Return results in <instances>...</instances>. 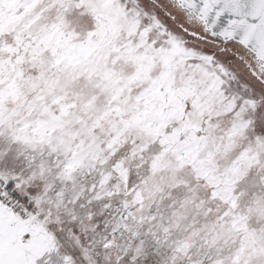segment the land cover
<instances>
[{"label": "snow or ice", "instance_id": "obj_1", "mask_svg": "<svg viewBox=\"0 0 264 264\" xmlns=\"http://www.w3.org/2000/svg\"><path fill=\"white\" fill-rule=\"evenodd\" d=\"M0 264H264V0H0Z\"/></svg>", "mask_w": 264, "mask_h": 264}]
</instances>
